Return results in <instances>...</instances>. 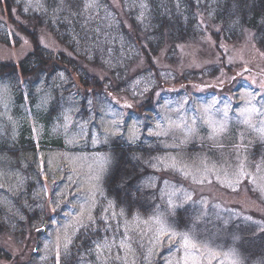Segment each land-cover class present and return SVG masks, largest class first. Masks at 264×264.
Here are the masks:
<instances>
[{
	"label": "rangeland",
	"instance_id": "rangeland-1",
	"mask_svg": "<svg viewBox=\"0 0 264 264\" xmlns=\"http://www.w3.org/2000/svg\"><path fill=\"white\" fill-rule=\"evenodd\" d=\"M100 1L86 13L94 24L132 25L123 0H109L111 7ZM129 3L132 12L139 8L136 0H126ZM50 8L46 0H0V60L18 64L38 45L47 51L45 75L36 71L24 77L18 69L9 71L15 82L0 77V144L13 147L29 139L35 145L19 157L0 153V224L5 227L0 233V264H56L58 249L63 264L68 239L76 264H184L183 249L177 251L179 237L155 243L159 225L154 217L172 231L189 232L205 252L221 253L220 259L235 247L244 264H262L261 256L245 252L248 242L243 239L247 232L264 233V138L256 130L264 127V107L259 95L252 99L247 94L264 85V49L254 35L245 31L235 41L217 39L201 26L176 46L168 37L161 45L147 44L129 67L130 79L84 85L80 69H87L88 83L95 73L106 79L112 65L84 62L77 68L57 63L59 56L65 60L59 54L73 57L88 43L82 39L66 46L46 26L35 35L26 16L55 14ZM202 22L212 26L213 19ZM81 30L102 39L114 34L112 28ZM69 33L77 32L72 28ZM102 55L112 59L107 52ZM130 55H137L135 49ZM113 68L118 74V61ZM19 83L24 96L20 104L15 92ZM214 99L220 103L205 112ZM249 100L260 112L245 123L241 113ZM52 102L57 107L47 115ZM225 105V129L214 135L208 120L223 121ZM197 113L202 119L193 120ZM133 135L135 143L130 142ZM119 166L135 179L121 181L117 197L107 190L106 179L113 167L119 172ZM241 166L248 175L234 183ZM170 195L174 204L182 205L172 215ZM82 223L89 227L76 231ZM233 235L241 241L233 244ZM105 240L115 243L101 261L95 243ZM121 240L131 247L120 249ZM117 252L127 258L116 260ZM204 264H209L208 258ZM211 264L218 260L211 259Z\"/></svg>",
	"mask_w": 264,
	"mask_h": 264
},
{
	"label": "trees",
	"instance_id": "trees-1",
	"mask_svg": "<svg viewBox=\"0 0 264 264\" xmlns=\"http://www.w3.org/2000/svg\"><path fill=\"white\" fill-rule=\"evenodd\" d=\"M46 2L51 8L59 5V0H46ZM65 2L66 5H69L72 3V0H65ZM136 2L139 8H135L132 12L130 3L127 6L126 0H123L129 23L132 25L121 22L118 27L105 26L103 24H94V20L88 19L86 13L84 15L73 16L72 13L79 12L83 8L82 0H77V3L70 10L61 12L59 17L58 14H53L52 11H49L48 14L34 13L32 16H26L29 19L28 28L37 35V29H42L46 26L66 46H70L82 39L86 40L88 43L86 48L82 49V51L76 49L73 57L63 53L59 55L64 56L65 60L61 59L60 56V61H56L54 58L52 59L57 63L63 61L62 65H68L69 67L73 65L77 68H83L82 64L84 62L96 67L104 66L107 62L110 63L112 70L106 79L101 78L99 74L95 73L92 74V80L87 83L84 80L85 76H89L91 79V76L87 73V69H80L82 72H77L81 84L92 86L94 84H102L107 79L111 82L117 81L120 77L130 79L132 75L130 74L129 67L132 63L136 62V59L141 54L145 53L144 49L147 44L151 46V44L157 41L156 44L160 43L161 45L168 37L170 43L176 46L177 40L181 38L186 39L197 34L201 26L207 27L216 35L217 39L225 37L230 41L241 39L243 33L248 31L254 35L256 43L264 49V40L259 38L264 35V0H204V2L203 0H136ZM7 3L9 6L12 3L13 5L16 4L15 1H7ZM111 3L109 0H101L99 2V4H106L110 7ZM142 5H147V7H142ZM138 9H142V12H139ZM206 17L213 19V27L211 24H203L202 19ZM86 27H91L98 31L100 29L112 28L114 34L109 38H96L98 34L91 33L90 30L88 33L81 30ZM72 28L76 30V34L69 33ZM6 35L8 37V34ZM2 37L8 41V38L5 36ZM95 38L97 41L93 42L91 39ZM91 43L94 44L90 46ZM130 49H135L137 55H130ZM45 52L47 53L46 50L40 48L38 45L34 51L30 52L18 64L0 60V77L10 78L15 82L11 78V72H15L18 69L20 70L19 73L24 77L33 75V73H37L36 71L39 74L45 75ZM103 52H107L112 59L104 58V55H102ZM48 53L50 54L49 51ZM117 61L119 62L120 68L118 74H116L118 70L116 71L113 68ZM59 68L63 69L62 66ZM30 85L33 88L31 90L32 93L34 91V85ZM31 87L28 88L31 89ZM57 87V85H54L52 88L56 89ZM17 88H15L16 99L20 104L24 101L20 83L19 91H16ZM56 107L57 105L54 106L52 102L46 114L50 115ZM52 144L61 148L65 147L60 141H53ZM12 146L7 147L5 144H0V153H7L19 157L20 154H26L35 147L33 141L29 139L27 141L23 139L18 140ZM113 168L106 179V188L109 192L119 197L122 194L121 190H123L121 181H134L135 176L130 171H127L125 166H119V172H117L116 167ZM7 230L12 232L9 228ZM2 231H5V227L0 224V233ZM14 235L16 236V234ZM243 239L248 242L245 245V252L250 253L251 257L261 256L262 264H264V233L256 236L253 232H247L243 235ZM0 249V252L4 250L3 248ZM7 258L10 259L9 257Z\"/></svg>",
	"mask_w": 264,
	"mask_h": 264
},
{
	"label": "snow or ice",
	"instance_id": "snow-or-ice-1",
	"mask_svg": "<svg viewBox=\"0 0 264 264\" xmlns=\"http://www.w3.org/2000/svg\"><path fill=\"white\" fill-rule=\"evenodd\" d=\"M76 3H77V0H72L71 4L65 5V0H59V5L57 7H55L53 9V11H54V13L68 11ZM82 3H83V8L80 9L79 12L72 13L73 16L84 15L85 13H88L90 10L95 9L98 6V0H82ZM142 7L146 8L147 5H142ZM27 10L28 9L25 8V11H27ZM259 38L261 40H264V35H262ZM261 89H264V85H261L260 88L257 89L255 93L249 92L247 94L250 97H252V99H255V96L259 95L260 101H258V102L262 104V107H264V95H260ZM218 103H220V101L214 99L210 104H207L205 106L204 111L209 112L210 110L215 109V105ZM247 105L248 106L245 107L241 113V115L245 116V121H244L245 123L250 122V116L252 113L260 112V109L256 108V106L254 104H252L251 100H249L247 102ZM128 107H131V106L128 105ZM228 108H229V105H225L224 109L222 110L223 116H224L223 121H215V120H212L211 118H209L208 123L213 128V134L214 135H218L220 132L224 131L225 126H226V121L228 118V116H227ZM194 111H195V109H194ZM216 111H221V110L216 109ZM262 114H264V113H262ZM195 119H202L200 117L199 113H197V115L193 118V120H195ZM250 126H252V125H250ZM256 130L259 132L261 137L264 138V127L258 128ZM189 131H191V129H189ZM161 134L162 133H157V135H161ZM136 139H137V137L135 135H133L130 142L135 143ZM153 166L155 167V165H153ZM171 167H174V168L176 167V164L174 162V158H173V163H172ZM179 170L183 171V169H179ZM185 174H187V173H185ZM237 175H238V179L233 181L234 183H239V178H243L244 176L248 175V173H246L243 169V166H241ZM217 179H219V177H217ZM200 182L203 183V180H201ZM165 183H167V182H165ZM138 191H139V188H137V192ZM129 195L131 196L132 193L129 192ZM172 195H175V193H173ZM185 198L187 200L191 199L190 196H186ZM168 204H169V214L170 215L174 214L178 207H182V205H176L173 203L171 195L169 196ZM105 211H107V209ZM112 215H113V217H115V213H112ZM102 219L106 221L107 216L102 217ZM153 219L159 225V228L157 229V236L155 237V243L157 245L162 243L164 237H167L169 242H171L174 237H179V245L177 247V251H179L181 248L183 249V251H184V264H189V259H191V264H204L205 258L209 259V264H211V259L218 260V264H224L225 260L228 261V264H244L243 260L240 258V254H239L237 248H235V247H231L226 252L222 253L223 259H220L221 253L215 252L211 249H208L207 252H205L204 249H202L200 247V245L197 243V241L193 239V236L189 232L177 233L175 231H172L169 227H167L165 225V223L163 222V220H161L159 217H154ZM246 219L250 220L251 217H248ZM89 221L93 222L91 217H89ZM145 223H147V222H145ZM225 224H227V221H225ZM88 227H89L88 224L82 223V224H80L79 228L76 229V231H79L82 228L86 229ZM38 231H39V229H38ZM241 239L242 238L239 235H233L232 236L233 244H235L238 241H241ZM114 243H115L114 241H112L110 243L107 240H105L103 244L95 243V252L97 255V259L101 260V261H105L106 260L105 252H107L108 254H111L112 245ZM71 244H72L71 239H68L66 241V243L64 244V254H63L64 255V261H63V264H76V259L73 256V254L70 252V245ZM118 247L120 249H128L131 247V245H130V243H126V240H121ZM204 248H207V245H205ZM197 254H199V256ZM126 258H127L126 256L121 257L119 255V252H117V254L115 256L116 260L126 259ZM55 261H56V264H61V253H60L59 249L56 252Z\"/></svg>",
	"mask_w": 264,
	"mask_h": 264
}]
</instances>
